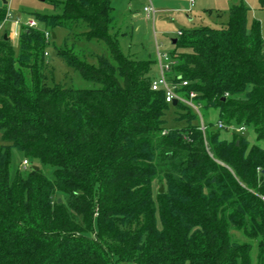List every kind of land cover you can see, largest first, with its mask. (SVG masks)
<instances>
[{
  "label": "trees",
  "instance_id": "16d2710c",
  "mask_svg": "<svg viewBox=\"0 0 264 264\" xmlns=\"http://www.w3.org/2000/svg\"><path fill=\"white\" fill-rule=\"evenodd\" d=\"M49 1L60 12L35 14L43 26L21 27L17 50L0 36V264H264V39L247 4L172 44L167 78L196 92L202 131L151 89L155 60L122 54L110 0ZM55 27L106 45L96 66L57 50L98 86L50 84L43 29ZM209 109L256 143L222 139ZM12 148L38 168L13 166Z\"/></svg>",
  "mask_w": 264,
  "mask_h": 264
},
{
  "label": "rangeland",
  "instance_id": "374dc122",
  "mask_svg": "<svg viewBox=\"0 0 264 264\" xmlns=\"http://www.w3.org/2000/svg\"><path fill=\"white\" fill-rule=\"evenodd\" d=\"M240 0H195L193 5L189 0H110L113 7V26L110 33L118 32V45L124 55H132L139 59L155 60L152 65V75H156L157 48L161 51L173 49L172 39H178V31L198 26L217 27L228 21V9ZM250 8L247 17L248 27L254 20L261 25L264 39V1L243 0ZM152 5L156 10L153 18H147L143 10L145 5ZM0 7L6 9V19L1 21L0 36L10 33V41L14 48H18V37L13 34L16 24L14 20L24 22L35 14H54L60 12V7L49 0H0ZM43 25L38 22V28ZM55 37L48 39L46 51L49 64L50 84L61 83L66 87L89 89L98 86L95 82L84 79L77 70L68 65L57 52L58 48H73L80 59L88 64L97 65V55L108 56L106 45L97 39H86L80 35L81 30H68L55 27L50 30ZM203 114L210 122L218 117L217 110L209 109ZM203 115V116H204ZM173 122V121H171ZM173 124V123H172ZM175 124V123H174ZM237 125L228 126L221 130L222 139L231 140L233 132L244 135L250 142L256 143L253 129L246 126L242 131ZM1 135V132H0ZM264 147L263 142H257ZM12 165L19 166L26 173L37 162L29 160L27 168L21 167L24 159L22 152L12 148ZM155 183V188L159 187ZM241 237V233L236 231Z\"/></svg>",
  "mask_w": 264,
  "mask_h": 264
},
{
  "label": "built area",
  "instance_id": "2783aa9c",
  "mask_svg": "<svg viewBox=\"0 0 264 264\" xmlns=\"http://www.w3.org/2000/svg\"><path fill=\"white\" fill-rule=\"evenodd\" d=\"M194 1L195 0H189L191 5H193ZM143 10H144L147 18H153L155 15V12H156V10L150 4L145 5ZM1 23L2 22H0V27H1ZM14 23L16 24V28L13 32L15 37L19 36L20 29L23 26L38 28L37 27L38 21L34 17H30L24 22L17 19V20H14ZM39 28H42V27H39ZM43 31H44V35H45L46 39L47 40L50 39V37L52 35L50 30L43 29ZM181 34H182V30L178 31V35H181ZM8 36L10 38V33H8ZM45 54L47 55V52ZM156 57H157L158 73H157L156 77L151 82V85H150L151 89L152 90H163L166 102H173V100L176 99L177 101H181L184 104L190 106L198 114L199 119H200V127L199 128L202 131H204L205 125H204L202 115L200 112L202 104L200 102L194 101V98L197 95L196 92L191 90V91H189L187 97H183L180 94H178L176 89L178 86L187 85L188 82L186 80H182L178 84H176V83L171 82L167 78V73L169 72L171 66L175 62L172 55L170 54V51H161L160 49L157 48ZM216 126L219 129H226V125L219 119L216 120ZM244 128H245L244 126H240L236 129L239 131H242ZM29 164H30V162L27 158H24L21 161V167H23V168H27L29 166Z\"/></svg>",
  "mask_w": 264,
  "mask_h": 264
},
{
  "label": "water",
  "instance_id": "95a60500",
  "mask_svg": "<svg viewBox=\"0 0 264 264\" xmlns=\"http://www.w3.org/2000/svg\"><path fill=\"white\" fill-rule=\"evenodd\" d=\"M53 37H54V34H53ZM3 39H4V40H7V39H8V36H7L6 33L3 35ZM175 41H176V39H172L171 43L174 44ZM176 102H177V100L174 99L173 102H172V104L175 105ZM33 168H38V166H37V165H34ZM163 192H164V185H163V184H160V186L158 187V193H163ZM58 200L60 201L61 199L59 198ZM239 223H240V222H239Z\"/></svg>",
  "mask_w": 264,
  "mask_h": 264
},
{
  "label": "crops",
  "instance_id": "0c3cea01",
  "mask_svg": "<svg viewBox=\"0 0 264 264\" xmlns=\"http://www.w3.org/2000/svg\"><path fill=\"white\" fill-rule=\"evenodd\" d=\"M5 34V33H4ZM172 41V40H171ZM170 50H172V49H170ZM169 49H168V51H170ZM157 64V63H156ZM157 73H158V67L156 66V75H157ZM155 75V76H156Z\"/></svg>",
  "mask_w": 264,
  "mask_h": 264
}]
</instances>
